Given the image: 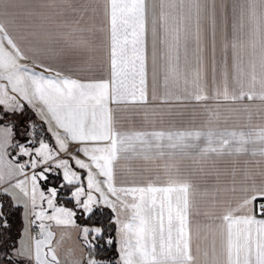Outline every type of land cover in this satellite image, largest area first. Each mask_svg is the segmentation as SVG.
Instances as JSON below:
<instances>
[{"label":"snow or ice","instance_id":"6c2138e0","mask_svg":"<svg viewBox=\"0 0 264 264\" xmlns=\"http://www.w3.org/2000/svg\"><path fill=\"white\" fill-rule=\"evenodd\" d=\"M0 264H264V0H0Z\"/></svg>","mask_w":264,"mask_h":264}]
</instances>
